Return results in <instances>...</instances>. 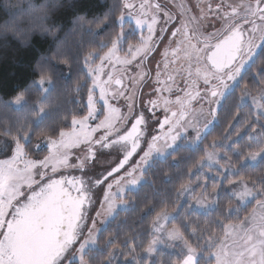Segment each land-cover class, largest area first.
<instances>
[{
  "label": "snow or ice",
  "instance_id": "obj_1",
  "mask_svg": "<svg viewBox=\"0 0 264 264\" xmlns=\"http://www.w3.org/2000/svg\"><path fill=\"white\" fill-rule=\"evenodd\" d=\"M123 7L132 8L134 5L126 2ZM139 7L141 12L147 15L144 10L153 6L147 0H142ZM178 7L183 8V5ZM206 7L209 12L213 11L211 2L206 3ZM160 11L161 5L157 3L154 6V14L148 20L137 14V27L147 24L149 35L141 37L139 45L129 44L124 56L118 54L122 51L118 44L124 37L123 30L110 41V47L101 45L102 49L107 47L106 52H89L84 56L86 75L91 83V87L87 89L86 106L81 102L86 115L72 114L70 121L65 115L63 127L53 129L52 135L43 137L49 149L48 155L43 159L29 158L26 144L37 134L34 125L35 128H49L51 125L48 122L55 120L48 103L51 93L55 91V81L52 62H39L32 69L33 76L38 78L32 81L31 86L40 92V99L30 109L35 113L36 119L31 124L18 126L15 134L10 130L6 131L5 134L12 135L15 148L10 159L0 160V264H65L66 261L67 264H73L74 260L76 264H90V258L86 257H90L94 251L90 246L96 245L98 220L101 217H110L116 212L117 200H123L125 191L139 184L155 165L156 157H163L171 154L169 150L176 151L179 147H184L179 145L178 141L187 140L190 132L195 133L192 144L202 143L201 127L207 131L219 119L221 110L229 112L228 101L232 84L238 77L243 78L241 73L248 63L253 61L256 50L259 49L260 57H264V0L216 4L213 18L222 21V25L220 29L208 35L200 32L198 16L186 17L190 10L185 8L180 13L181 27L171 32L173 39L168 41L164 51L160 53L161 61H149L151 54L156 51L157 41L162 42L165 39V33L168 31L165 25L173 19L172 14L165 12L167 18L160 23L157 18ZM201 13H204L203 7ZM119 19L122 24L123 15ZM78 22L82 26L87 23L83 18ZM96 26L99 27L100 24ZM178 36L181 37L180 40L175 39ZM170 51L173 54L184 52L188 67L185 70L186 75L179 74L182 84L176 77L167 73ZM56 60L68 64V60H61L59 55ZM96 60L101 63L97 64ZM105 61L125 66L132 65L135 61L137 71L129 77L134 87L146 85L152 79L153 70L148 65L156 63L153 83L159 87L146 94V107L151 117L159 124V132L155 127L149 131V117L143 111H135L140 103L136 91L123 88L113 91L111 97L113 100L117 96L122 98L134 122L131 123L130 129L127 126L121 127L127 124L129 116L122 114L120 108L110 103L108 89L113 84L121 86L122 78H116L112 72H108L107 79H101L105 74ZM161 68L165 70L167 80H161ZM261 78L264 79V71L261 72ZM29 87L25 86V91ZM76 90L79 92V86ZM158 92H168L176 96L175 101L163 99L162 122L156 116L160 100L152 99ZM240 99L242 101L244 96ZM252 99L257 105L258 114L255 120L259 122L264 119V92L258 98ZM100 101H103V106L99 109L98 116L97 105ZM14 103H23L25 108L28 107L24 91L15 97ZM193 103H198L199 109L192 107ZM204 104L209 105L208 115L211 119H206L201 126L199 119L195 117L203 113ZM173 105H178V110L173 111ZM4 106L8 107V102H5ZM97 120L94 126L89 123ZM250 137L259 150L250 152L246 159L255 160L264 155V123L260 124L258 130L252 129ZM116 146H120L122 151L114 158L111 166L96 177L85 179V173L88 166L95 161L97 151ZM77 148L83 156L75 154L76 162L73 163L74 154L71 150ZM239 155L241 154L237 153V156ZM136 156L139 158L134 160ZM208 159H212V154L208 155ZM215 163L220 168L231 170V165L220 164L218 159ZM20 164L24 167L21 168ZM202 167L203 165L201 169ZM61 168L76 169L81 175L71 178L62 175L54 178V174ZM49 171L53 175H49ZM218 178L227 180L231 197L241 202L251 198L250 202H254V207L242 221H220L222 236L214 238L210 234L208 238V255L214 257V261L205 260L204 264H264V179L260 181L261 187L257 188L255 181L250 187L243 177L234 181L220 174ZM25 186L29 190L27 195L22 190ZM97 188L103 192V198L99 200V210L91 216L89 213L97 203L93 189ZM215 188L214 185V191ZM191 191L190 184H181L178 195ZM206 193L205 185V191L197 203L207 199ZM21 197H24L23 201L20 200ZM168 215L166 211L157 214L156 220L153 221V231H164L168 240H179L183 248L187 249L186 253H182L181 257L171 264H199L196 259L197 248L192 246L181 228L174 225L171 229H165L158 223L161 219H167ZM192 235H196V229H193ZM158 242L159 237L154 235L144 251L153 253L154 245ZM77 243L78 248L75 247ZM107 243L112 245L115 241L110 239ZM125 243L127 244V241ZM131 251H135L134 246ZM112 258L113 254L109 253L107 264H112ZM133 260H136L135 256Z\"/></svg>",
  "mask_w": 264,
  "mask_h": 264
},
{
  "label": "trees",
  "instance_id": "obj_2",
  "mask_svg": "<svg viewBox=\"0 0 264 264\" xmlns=\"http://www.w3.org/2000/svg\"><path fill=\"white\" fill-rule=\"evenodd\" d=\"M121 8L122 0H63V6L48 25L50 33L37 34L19 41L13 38L0 40V139L3 140L1 147H8L9 142L13 141L12 135L5 134L7 130L15 134L18 126L31 124L36 119L35 113L30 109L40 99V92L31 85L32 81L38 78L33 76L32 69L39 62H52L55 91L51 93L48 103L55 120L48 122L51 125L49 128L33 126L37 134L26 144L29 158H42L47 155L46 149L39 150L36 145L44 141V136L52 135L53 129L63 127L65 115L69 121L72 114L86 115L81 102L86 106L87 89L91 87V83L84 69L83 58L89 52L102 54L107 51V47L102 49L101 45L110 46V41L117 36L120 30L117 21L121 16ZM81 18L87 21L83 26L78 22ZM98 23L99 27L96 26ZM131 41L134 42L135 39ZM61 52L63 55H60ZM259 52L260 50L241 74L243 78H240L239 85L230 93L228 109L231 116L229 112L221 110L217 123L208 131L199 146L179 147L165 159L156 160L155 165L144 175L141 185L127 193L126 208L105 222L97 233L96 247L90 257H86L90 258V264H107L109 253L113 254L112 264H133L130 260L133 258V246L138 264H171L178 259L175 253L154 251L149 263L144 249L151 240L153 221L158 213L175 210L181 184L194 185L203 179L198 167L209 145L225 135L236 118L240 119L238 125L251 120L248 116L250 107L238 106L242 89L254 94L260 89L264 90V79L261 78L264 57H260ZM58 55L61 60L67 59L68 64L58 62ZM25 86H30L27 91ZM77 86L79 92L76 90ZM21 91H24L27 108L23 103L18 107L14 103L15 97ZM5 102H8V107L4 106ZM252 129L255 128L251 127L233 145L241 154L234 160L235 167L245 161L250 152L259 150L250 137ZM241 177L250 186L255 181L257 186L261 187L260 181L264 179V159L255 166L240 167L234 178L240 180ZM235 206V199L223 192L218 197L217 208L212 212L201 214L189 211L188 205L185 204L178 213L173 223L181 228L192 246L197 248L200 253L197 258L199 264L212 260L204 244V237L210 234L220 237V221H241L249 214L254 203L239 208V211ZM193 229H196V235H192ZM110 239L115 243L109 245L107 241Z\"/></svg>",
  "mask_w": 264,
  "mask_h": 264
},
{
  "label": "rangeland",
  "instance_id": "obj_3",
  "mask_svg": "<svg viewBox=\"0 0 264 264\" xmlns=\"http://www.w3.org/2000/svg\"><path fill=\"white\" fill-rule=\"evenodd\" d=\"M126 2L134 5V7L124 8L123 5ZM141 2H142V0H122L121 15H123V23L121 24L120 19H118V21H117V24L120 27V30L118 33H120L121 30H123V32H124V37H123L122 41L118 44V47L122 48V51H120L118 53L121 56H124L127 53V49H128L129 44L139 45L140 41H141V37H148L149 33H148L147 24H145L143 27H137V25L135 23V19L137 18V14L139 13L141 18L148 20L149 17L154 14V6L157 3H159L161 5V11L157 14V18H158V21L160 23H163V21L167 18L165 16V12H168L171 14V12H169L168 8H170L171 10L176 12V18H177L176 24H177V26L175 25V22L173 19L171 22H169L167 25H165V27H167V29H168V31L166 32V36H171L172 31H174L176 28L181 27V16H180L181 12H179V7H178L181 3H182V5L184 4L183 6L186 7V9L190 10L186 13V16H188V17L198 16L200 18L198 21L199 26H200V32L203 33L204 35H208L209 33L215 32L218 29H220L221 25H222V21L213 18L215 16V11H214L215 5L220 4V3H225V4L239 3L240 0H177V1L176 0H147V2L153 6L152 8H146L144 10V12H146L147 15H144L143 12H141V10H140L139 6H140ZM208 2H211L213 5V11L212 12H209L207 10L206 3H208ZM202 7L204 8L203 14L201 13ZM205 16L207 17L206 19L204 18ZM158 34H159V27H157V31H156V35H158ZM132 37L135 39L134 42L131 41V39H133ZM154 38H155V36H154ZM172 39H173L172 37H171V39L166 37V40L163 41L160 45V48H159L160 50L158 51L156 56L154 58H152L150 61L160 62L162 59L160 53L164 51V47L168 44V41L172 40ZM175 39L180 40L181 37L178 36ZM192 42L195 43L194 40ZM185 47H187V45H185ZM258 51H259V49L256 50V54L258 53ZM137 59H139V57H137ZM168 62H169V68L167 70V73H170L172 76L176 77L178 79V81H180L179 74L186 75L185 70L188 67L187 62L184 59V52L181 51L179 54H173L172 51H170L169 56H168ZM251 62L252 61H250L248 63V65L244 68L242 73L245 71V69L249 66V64ZM96 63L99 64L101 62L99 60H96ZM149 68H151L153 70L152 79L144 87L143 94H142L141 99H140V103L137 105L135 111H143L145 113V115L147 117H149V131H151L152 128L155 127L156 131L159 132V124L157 123L155 118L151 117V113L148 111V108L146 107L147 100H148V96L146 94L151 93L153 91V88L159 87L158 85L153 83V81H155L156 63H149ZM84 69L87 73V69L85 67H84ZM136 71H137V69L135 68V61L133 62L132 65H128V66H125L122 64H110L109 62L105 61L104 62V73L105 74L102 75L101 79L106 80L107 79V73L112 72L116 78H122V83H123L122 88L123 89H129V90L136 91L141 85H137L134 87L133 84L129 81V77L132 75H135ZM161 73H162L161 80H167V74H165V70L163 68H161ZM239 80H240V77H238L237 81L232 84L231 92L239 85ZM168 83H171V81H168ZM180 83L182 84V81H180ZM173 87L175 88V85H173ZM117 89H119V88H116L114 86V84L110 85L109 89H108L109 93H110L108 98H109L110 103L114 107L120 108V112L122 114L129 116V120L127 121V124L121 125V127L122 128L125 126L129 127V124L131 121L130 117L132 114L128 113V110L125 107L124 101L122 100L121 97L117 96L115 100H113L111 97V93L113 91H116ZM262 92H264V90L260 89L257 93L254 94V93H251L247 89H242L240 97L243 95L244 99L241 101V99L239 98V107H243V106L250 107V110L248 109V116H249V119H251V120L246 121L241 125H238L240 122L239 121L240 119L236 118L235 122L233 124L234 126L232 125L229 128L228 132L225 133V135H223L219 140H217V141H215L209 145V147L207 148V150L205 152V157L199 163V167H198V171H201L203 174V179L198 180V182L195 183L194 185H190L192 188L191 192H186V193H183L181 195H178V203L176 205L175 210L173 212H167V213H169L167 219H161L160 221H158V223L160 225H162L163 228L171 229L174 225H176L173 222L176 220L178 213L185 206V204L188 205L189 211H195V212H198L201 214H207L209 212L214 211L217 208L218 197L221 193L224 192L225 194H228L230 196V192H229L230 186L227 183V180L226 179H224V180L219 179L218 176L220 174H222L224 177H226L228 179H232L234 181H239V180H236L234 177L239 172L240 167H243L245 165L255 166L261 160L264 159V155L258 156L255 160H252L251 158H247V159H245V161L241 162L239 164V166H236V167L234 166V160H235V158H237V153H240V152L237 148H234L233 145L247 131H249L251 129V127H254L255 129L258 130L260 127V124L264 123V119H261L259 122H256L255 117L258 114L257 105L254 104L253 99H252V97L258 98ZM98 94H99V90L97 89L96 95L98 96ZM180 94L183 95V93H180ZM157 98H159V100H160V107L158 109H156V116L162 122L163 121V112H162V109H163L162 101H163V99H170V100L175 101L176 96L174 94L170 95L168 92H158L156 95L152 96V99H157ZM15 105L18 107L21 104L20 105L15 104ZM102 106H103V101H100L97 105V109H98L97 115L98 116L100 115L99 109ZM192 107L199 109L200 105L198 103H193ZM178 108H179L178 105L172 106L173 111L178 110ZM208 113H209V105L204 104L203 113L197 114V116L195 117V118L199 119L201 126L205 123L206 119L207 120L211 119V117L208 115ZM100 118H102V116ZM97 122H98V120L97 121H89V123L92 124L93 126ZM216 123H217V121L215 123H213L212 126L207 129V131H205L201 127V132L203 133V139L205 138L208 131ZM237 125L239 127L236 128ZM76 127H77V129L79 128V126H76ZM238 128L240 129L239 132L237 131ZM194 135H195V133L190 132L188 135V139L178 141V144L184 145V146H187L190 148H195V147L199 146L201 143H198V144H192L191 143V141L194 138ZM2 141L3 140L0 139V145H1ZM213 145H215V146H213ZM142 147H146V145H142ZM14 148H15L14 141L9 142L8 147L6 145H3V147L0 146V160L10 159L13 155ZM38 149L39 150L46 149L47 155H48L49 149H48V145L46 142H44V141L41 142L38 146ZM121 151H122V149L118 146L111 148V149H105V150L97 151L95 161H93L88 166V171L85 173V179H87L88 177H96L98 174L104 172V170L106 168L111 166L114 158L116 156H118ZM169 151L171 153L173 152L171 150H169ZM71 152L74 154L72 156V162L73 163L76 162L75 161V154H79V155L83 156V153L80 151L79 148L72 149ZM209 154H212L211 160L208 159ZM168 155H170V154H166L163 157H156L155 159L156 160H163ZM248 156H249V154L246 157H248ZM138 158L139 157L136 156V157H134V160L138 159ZM31 159H43V157L42 158L35 157V158H31ZM217 159L219 160L220 164L231 165V170L229 171V170H225L224 168L218 167V165L215 163V160H217ZM201 165H203L202 169H201ZM20 167L23 168L24 165L20 164ZM65 172L73 173V174H75V173L80 174V172L77 171L76 169L61 168L56 174H54V177L57 178L60 174H62V175L65 174ZM49 175H53V174H51V172L49 171ZM142 182H143V178L137 186L130 187L129 189H127L125 191L123 200H119V199L117 200L116 212L112 216L107 217V218L101 217L98 220L97 228L99 230L103 227V225L105 223L103 221L105 219L107 221L110 220V218L114 217L117 212L122 211L126 208L127 205H126L125 199H126L127 193L136 190L141 185ZM205 185L207 186V193H206L207 199L203 200L202 203H197V200L201 198V195L205 191ZM214 185L216 186L215 191H214ZM255 186L257 188H259L257 186V184ZM22 190L25 192L26 195L29 192V190L27 189L26 186ZM115 191H116V189L114 187L113 192H115ZM93 192L95 194L94 199L97 200V203L95 204L94 209L91 210L89 213L91 216H94L95 211L99 210V200L103 198V192L99 188L93 190ZM231 198L235 199L233 197H231ZM23 199H24V197L20 198L21 201ZM250 201H251V198H249L248 200H245L243 202L235 199V203H236L235 209L243 208L244 206L252 203ZM246 216H248V215H246ZM245 217H243L242 220H244ZM222 234L223 233H221V236H222ZM85 235H87L86 231H85ZM154 235L158 236L159 240H160V242H158L157 244L154 245L155 251H168L170 253H175L178 256V258L181 257L182 253H186L187 249L183 248V245L179 240H168L164 231L154 232L153 226H152L151 239L153 238ZM202 235L203 234H201V236ZM96 236H97V234H96ZM212 236L214 238L219 237V236L215 237V235H212ZM195 237H197L199 239L198 236H195ZM208 238H209V235L204 237V244L206 245V247L209 250ZM75 247L78 248L79 243H77V245H75ZM90 247H92L94 249L96 247V245H92ZM131 253H132L131 255L134 256V252H131ZM151 255H153V254L152 253L146 254V257L150 260L149 263H151V261H152ZM199 255H200V253L197 251L196 259L198 258ZM211 259L214 261V257H211ZM130 260L133 264H137V260L134 261L133 258H130ZM74 262H76V261L74 260L73 263ZM65 264H67V261L65 262Z\"/></svg>",
  "mask_w": 264,
  "mask_h": 264
},
{
  "label": "clouds",
  "instance_id": "obj_4",
  "mask_svg": "<svg viewBox=\"0 0 264 264\" xmlns=\"http://www.w3.org/2000/svg\"><path fill=\"white\" fill-rule=\"evenodd\" d=\"M62 6L63 0H0V40L50 33L48 25Z\"/></svg>",
  "mask_w": 264,
  "mask_h": 264
},
{
  "label": "flooded vegetation",
  "instance_id": "obj_5",
  "mask_svg": "<svg viewBox=\"0 0 264 264\" xmlns=\"http://www.w3.org/2000/svg\"><path fill=\"white\" fill-rule=\"evenodd\" d=\"M177 1V0H176ZM180 5H182V3L180 4ZM179 5V6H180ZM184 5V4H183ZM186 7H184L183 6V8H181V7H179V12H182V11H184V9H185ZM168 10H169V12H171V14H172V16H173V20H174V22H175V25L177 26V24H176V21H177V18H176V12H174L173 10H171L170 8H168ZM175 14V15H174ZM186 17H188V16H186ZM166 37H168L169 39H171V37L172 36H166V33H165V39L163 40V41H165L166 40ZM173 38V37H172ZM162 41V42H163ZM161 41H157V47H156V51L155 52H153L152 54H151V56L149 57V61L152 59V58H154L155 56H156V54L158 53V51L160 50L159 48H160V45H161V43H162ZM148 67H149V65H148ZM114 86L116 87V88H122V86H123V83H122V85L121 86H117V85H115L114 84ZM146 85H142V86H140L138 89L139 90H136V94H137V96H138V98H139V100L141 99V96H142V94H143V90H144V87H145ZM134 121H130V124H129V129H130V125H131V123H133ZM118 147H120V146H118ZM81 175V173L79 174V173H75V174H73V173H67V172H65V174H63V176H66V177H68V178H71L72 176H77V177H79ZM60 176H62V174H60L57 178H59ZM55 178V177H54ZM93 190H95V189H93ZM24 200V199H23ZM22 200V201H23Z\"/></svg>",
  "mask_w": 264,
  "mask_h": 264
}]
</instances>
